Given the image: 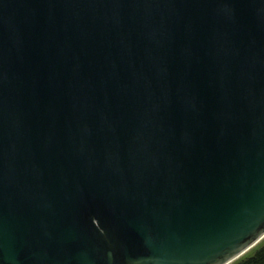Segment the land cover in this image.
<instances>
[{
  "label": "water",
  "instance_id": "obj_1",
  "mask_svg": "<svg viewBox=\"0 0 264 264\" xmlns=\"http://www.w3.org/2000/svg\"><path fill=\"white\" fill-rule=\"evenodd\" d=\"M263 239L264 0H0V264Z\"/></svg>",
  "mask_w": 264,
  "mask_h": 264
},
{
  "label": "trees",
  "instance_id": "obj_2",
  "mask_svg": "<svg viewBox=\"0 0 264 264\" xmlns=\"http://www.w3.org/2000/svg\"><path fill=\"white\" fill-rule=\"evenodd\" d=\"M235 264H264V241L255 248L254 252Z\"/></svg>",
  "mask_w": 264,
  "mask_h": 264
},
{
  "label": "rangeland",
  "instance_id": "obj_3",
  "mask_svg": "<svg viewBox=\"0 0 264 264\" xmlns=\"http://www.w3.org/2000/svg\"><path fill=\"white\" fill-rule=\"evenodd\" d=\"M263 241H264V239H263V240H262L257 246H259ZM257 246H255L254 248H252V249H251L249 252H247L244 256H242L241 258H239L238 260H236L235 262H233V263H231V264H235L236 262L240 261V260L243 259L244 257H246V256H248V255H250V254H252Z\"/></svg>",
  "mask_w": 264,
  "mask_h": 264
}]
</instances>
